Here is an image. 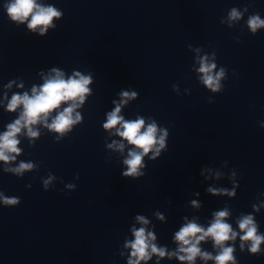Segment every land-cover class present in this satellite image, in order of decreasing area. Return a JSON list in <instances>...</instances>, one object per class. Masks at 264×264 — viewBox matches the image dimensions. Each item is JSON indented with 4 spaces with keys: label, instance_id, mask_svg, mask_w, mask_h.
Listing matches in <instances>:
<instances>
[{
    "label": "water",
    "instance_id": "water-1",
    "mask_svg": "<svg viewBox=\"0 0 264 264\" xmlns=\"http://www.w3.org/2000/svg\"><path fill=\"white\" fill-rule=\"evenodd\" d=\"M11 2L0 0V136L23 115L14 96L57 74L90 83L29 125L37 135L22 124L19 152L0 160V264H53L221 211L264 222V25L249 24L264 22V0H35L59 16L34 28ZM202 62L222 73L215 91ZM117 106L123 120L106 128ZM70 107L74 122L52 129ZM137 120L157 142L125 175L142 149L119 132Z\"/></svg>",
    "mask_w": 264,
    "mask_h": 264
},
{
    "label": "clouds",
    "instance_id": "clouds-1",
    "mask_svg": "<svg viewBox=\"0 0 264 264\" xmlns=\"http://www.w3.org/2000/svg\"><path fill=\"white\" fill-rule=\"evenodd\" d=\"M8 14L14 19L20 22H23L30 14L32 16L31 21L29 22V27L34 28L39 25H48L50 24L51 19L54 16H59V13L52 7L43 8L36 4L35 0H13L7 6ZM233 17L237 14L235 11L232 13ZM250 27L255 30L257 26L264 25V22L260 21L258 18H254L249 21ZM215 65H207L202 62L200 71L204 73V81L209 86L212 87L215 91L218 88V80L220 73L215 78L211 75V72ZM90 83L89 78L80 77L79 80H69L64 81L59 74L53 80H49L40 90L39 94H35L36 90L33 89L34 95L30 98L27 95L23 97L14 96L11 100L8 108L10 111H14L18 105L23 104L24 112L20 120H17L14 124L9 125V130L0 136V160L7 161L9 157L5 155L6 152H19L16 145L18 140L15 139L16 134L20 131L21 126L28 127L29 134L32 136L37 135V133L31 130L29 125L34 124L38 121L41 114H47L54 108H57L61 101H67L69 99L75 98L78 93L87 92L88 89L86 85ZM124 96H128V93H123ZM135 96V93L132 94ZM120 111L119 106L108 116V123L105 125L106 128L114 127L120 123L123 118L118 115ZM72 108L65 109L64 113H61L50 127L54 130L61 131L64 130L68 125L72 124L74 121L71 118ZM143 120H137L134 122H125L122 124L123 131L119 132V135L126 138L130 143L134 144L136 147L142 149V153L130 152V159L126 160L125 163L129 166V171L125 175L136 174L137 168L141 163L142 156L147 154L151 147L157 142L156 140V126L155 124L149 125L147 130L141 132L143 127ZM159 143L163 145V137L160 138ZM31 165L21 164L20 169L30 168ZM19 171V169H17ZM5 204H15L17 201L15 199L5 200ZM227 215L226 212L221 211L217 213V218L215 222L205 231L203 228L199 227L195 223H189L186 226L182 227L181 230L176 234V239L180 241L183 245L188 247H182L181 252H185L188 255L181 256L180 259H187L189 261L194 260L197 254L200 253L199 248L196 246L201 240L206 236H211L215 242L220 245L224 241L229 240L235 236V233H232L230 237L231 228L230 225L223 222V217ZM143 221L142 217H138ZM146 223V221H143ZM240 228L242 230L246 229L245 236L241 239H253V247L251 251L255 252L258 250L259 243L261 238L255 236V227L252 224L251 217H247L240 223ZM200 233L199 236L197 234ZM135 242L132 244V247L135 249L133 255L139 254V258L148 259L149 257L146 254V249L148 248V240L154 239L151 233L148 234V237L145 236L143 229H140L135 232ZM152 251L157 252L158 250L154 245H152ZM232 248H224L222 253L218 255L215 259L217 264H226L227 261L232 259L231 253ZM159 255L163 256L164 252L159 251ZM204 258H211L207 254H204ZM129 264H133L132 261ZM135 264H139L138 260Z\"/></svg>",
    "mask_w": 264,
    "mask_h": 264
}]
</instances>
